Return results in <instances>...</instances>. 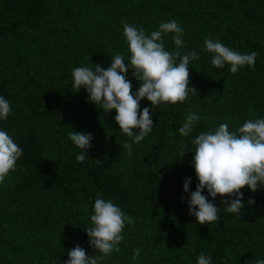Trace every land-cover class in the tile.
<instances>
[{
  "label": "trees",
  "instance_id": "1",
  "mask_svg": "<svg viewBox=\"0 0 264 264\" xmlns=\"http://www.w3.org/2000/svg\"><path fill=\"white\" fill-rule=\"evenodd\" d=\"M173 19L186 46L177 49L174 34H162L165 50L197 52L200 59L188 66L197 93L156 109L141 100L153 128L137 144L119 130L115 110L105 112L89 102L86 89L73 87L71 73L81 66L106 69L120 53L127 66L124 22L150 35ZM205 37L241 54L256 52L254 66L236 74L228 64L214 68ZM126 79L135 97L140 82L131 69ZM0 97L11 108L0 131L22 149L0 184V264H66L77 245L89 258L100 256L84 231L93 226L97 198L111 200L133 221L120 251L98 264H197L201 253L211 264L264 260V185L241 190L240 216L223 211L221 200L235 197L212 200L206 189L202 194L220 211L216 221L200 225L188 206L199 183L191 141L221 124L234 132L264 118V0H0ZM189 112L200 119L185 137L179 129ZM72 131L93 137L83 163Z\"/></svg>",
  "mask_w": 264,
  "mask_h": 264
},
{
  "label": "clouds",
  "instance_id": "2",
  "mask_svg": "<svg viewBox=\"0 0 264 264\" xmlns=\"http://www.w3.org/2000/svg\"><path fill=\"white\" fill-rule=\"evenodd\" d=\"M162 34H174L173 42L177 49L186 46L183 41L184 29L174 19L160 23L159 30L150 35L143 28L124 22L123 35L131 54L127 66L125 55L120 53L111 58V64L106 69L100 65L81 66L71 73L73 87L86 89L89 102L99 105L105 112L115 110L114 119L119 130L137 144L153 128L150 109L145 107L140 111L141 100L147 99L156 109L160 104L183 103L189 93H197L196 89L189 87L188 66L191 61L199 60V55L196 51L183 55L179 50L170 53L165 50ZM204 51L212 54L211 64L214 68L220 69L228 64L233 74L246 65L254 66L257 56L256 52L241 54L208 37L204 39ZM129 69L140 82L135 97L131 82L126 79ZM10 111V103L0 97V119H6ZM199 119L197 114L189 112L179 129L180 135L189 136ZM134 130H138V134ZM69 139L81 150L76 160L83 163L91 147V133L72 131ZM191 143L195 146L193 164L199 183L190 195L189 215L195 216L200 225L210 224L219 218L218 208L202 194L206 189L212 200L217 196L235 197L230 201L221 200L226 206L223 211L240 216L244 208L241 190L247 187L256 192L258 185H264V118L247 120L234 132L229 131L227 124H221L215 131L200 133ZM128 148L131 155V145ZM21 156L22 149L7 132L0 131V184L15 170ZM190 183V179L185 180V193L189 192ZM247 203L251 205L254 201ZM90 219L93 226L84 231L90 238L91 246L101 255L89 258L85 250L77 245L68 252L66 264H98L99 260L119 252L125 226L133 223L120 207L103 198L95 200ZM139 255L140 249H136L132 259L136 260ZM197 264H211V257L201 253ZM256 264H264V260H257Z\"/></svg>",
  "mask_w": 264,
  "mask_h": 264
}]
</instances>
